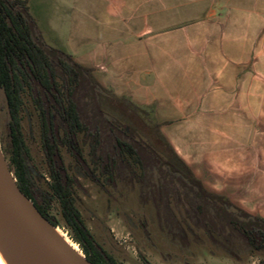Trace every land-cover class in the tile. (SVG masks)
<instances>
[{
    "label": "rangeland",
    "instance_id": "374dc122",
    "mask_svg": "<svg viewBox=\"0 0 264 264\" xmlns=\"http://www.w3.org/2000/svg\"><path fill=\"white\" fill-rule=\"evenodd\" d=\"M26 3L45 43L69 54L76 62L93 48L100 53L107 50L110 53L112 50L115 42L113 39L110 37L105 41L98 39L99 35L105 33L103 27L108 22L106 17L91 16L90 11L83 15L74 10L83 3V0H26ZM204 6L205 3L192 0L189 9L192 12H199ZM152 7L154 6L149 5V9ZM218 7L217 12L223 14L216 17L217 21L223 24V29L219 32L223 40V56L238 59L247 56L249 59L253 56L257 58L255 49H259L260 81L258 96L254 99L257 101V107L254 111H241L243 124L237 122L240 118L237 112L219 109L206 112L204 116L193 118L190 122L175 121L169 131L179 137L177 145L187 151L186 156L194 161L198 168L207 173L210 169L205 161H211L217 168V170L213 168V175L211 174V178L216 180L212 181L213 184L223 189H226V186L237 189L236 177L243 175L242 179L245 182H253L256 187L253 192L256 202H263L264 205V0H223V6ZM135 18L130 21L133 25H136ZM144 18L142 17L141 24L145 23ZM154 18V15L148 16L147 23L150 28L157 27ZM182 18V15L164 16L160 17L159 23L163 21L162 23L166 24L167 20L173 19L177 25L179 23L177 20L180 21ZM192 18L194 20L189 21L199 22L204 19ZM192 26H198V23ZM185 30L167 31L169 35L158 36L148 41L146 46L150 50L159 48L165 51L166 43L170 45L171 42L167 41V37L173 35L182 37ZM135 31H138V28ZM132 35L131 32L129 38ZM156 42L159 47L152 46ZM206 42L209 44V41L205 40V44ZM167 54L169 53L166 52L165 55ZM226 77L231 79V72L227 67H223V78ZM150 78L151 76H147L146 80L149 82ZM98 83L104 88L103 97H99L102 110L109 117H113L118 125H127L133 131V136L146 144V130L157 121L155 117L153 119L149 106L139 105L147 107L145 109L147 113L141 112L127 105L126 95H120L121 98L113 93L112 88L103 86L99 81ZM135 84L136 82L133 83L134 89ZM138 94L142 95L141 92ZM170 114L175 117L182 116L180 113ZM159 124L161 127L160 122ZM20 125L28 148L27 165L32 176L34 196L39 203L46 202L48 213L58 220L60 223L58 228L72 241L66 232L68 228L60 213L59 202L52 196L49 188L50 179L41 145L37 110L29 96L24 93ZM216 130L223 134V137L215 142ZM78 140L84 163L77 161L64 146H59L66 171L75 180L71 188L74 204L94 240L118 262L146 264L140 258L144 257L151 264H264V250L248 251L238 238H233L230 242L232 245L229 244L226 250L220 249L202 229L188 219L180 204L176 208L170 205L174 208L173 215L176 218L166 221L159 202L154 201L155 193L151 184L149 182L143 184L141 178H138L140 172L135 164L124 162L122 170L111 181H107L106 175L99 176L94 168L88 137L78 134ZM8 146L6 113L0 106V147L4 150L6 160L9 158ZM192 151L197 152L191 154ZM90 171L95 172L100 179L99 182L88 177ZM218 181L220 182L216 183ZM227 197L235 204V200ZM73 243L82 253L77 243Z\"/></svg>",
    "mask_w": 264,
    "mask_h": 264
},
{
    "label": "trees",
    "instance_id": "16d2710c",
    "mask_svg": "<svg viewBox=\"0 0 264 264\" xmlns=\"http://www.w3.org/2000/svg\"><path fill=\"white\" fill-rule=\"evenodd\" d=\"M0 87L6 93L11 115V121L7 122L9 158L6 161L18 188L47 221L60 227L58 220L48 213L46 202L39 203L34 196L32 176L27 165L28 148L20 125L24 93L37 109L49 188L59 202L60 213L69 229L66 232L92 263L121 264L94 240L84 224L72 196L71 188L75 180L67 173L59 153L61 144L77 161L84 163L77 134L90 133V128L96 130L90 142L91 161L100 175L106 173L107 178L112 180L127 157L141 169L151 170L150 164L155 163L153 156L160 151L168 155L165 161L168 171L159 172L163 185L160 195H165L168 185L172 184L166 179L169 174L181 187H188V192L199 202V215L223 218V234L226 227L236 224L234 229L240 233L249 251L264 250V218L250 215L235 207L227 197L205 190L162 136L157 121L147 129L148 144L143 145L133 141V138L129 142L120 139L117 134L121 130L116 127L114 134L104 135L107 126H112L96 100L97 94H101L104 88L94 79L90 68L76 63L69 54L44 42L25 0H0ZM125 100L127 105L146 112L147 107L139 106L126 97ZM148 108L154 119L152 106ZM112 139L118 155H108L111 149L105 146L106 143L110 145ZM97 147L103 155H96ZM88 176L99 182L94 171H90ZM218 223L222 228V223Z\"/></svg>",
    "mask_w": 264,
    "mask_h": 264
},
{
    "label": "crops",
    "instance_id": "0c3cea01",
    "mask_svg": "<svg viewBox=\"0 0 264 264\" xmlns=\"http://www.w3.org/2000/svg\"><path fill=\"white\" fill-rule=\"evenodd\" d=\"M84 2L83 0V3L74 10L83 15L90 11L91 16L106 17L108 22L103 27L105 33L99 35L98 39L105 41L110 37L115 42L110 53L108 50L105 51L106 53H100L93 48L77 62L91 68L93 76L103 86L112 88L117 96L124 94L138 105L152 106L155 119L161 123L162 134L177 155L200 179L202 178L203 184L211 191L229 196L232 201L235 200L234 203L238 207L264 218V205L263 202H256L253 193L256 187L253 182H245L242 179L243 175H239L236 177L237 189H233V186H226L227 188L223 189L213 184L212 181L216 180L211 178V174L213 168L216 170L217 168L211 161H205L210 169L207 173L198 168L197 164L186 156L187 151L177 145L176 141L179 142V137L169 131L175 121L190 122L193 118L204 116L206 112L219 109L237 112L240 116L237 122L243 124L241 111H254L257 107V101L254 99L258 96L260 81L259 49H255L257 58L253 56L249 59L247 56L238 59L228 55L223 56V40L219 33L223 29V24L216 19L223 16L217 12L218 6H223V0H199L205 3L199 12H192L189 9L192 0H86ZM149 5L154 7L149 9ZM149 15L155 16L157 27L148 26ZM174 15H182L183 18L180 20L182 23L177 20L179 23L176 25L173 19L167 20L166 24H163V21L159 23L160 17ZM133 17H136L134 19L136 25L130 23ZM142 17H145L144 24L143 22L141 24ZM192 17H204L205 20L189 21L194 20ZM194 23H198V26H192ZM137 28L138 31H135ZM175 29L186 30L182 32V37L173 35V37L168 36V40L165 38L171 41L170 45L168 42L165 45V51L169 54L165 55L166 52L159 48L150 50L146 46L148 41L158 36L169 35L166 32ZM131 32L133 35L129 38ZM205 40L209 41V44L207 42L205 44ZM152 46L159 47L157 42ZM223 67L229 69L231 79L223 78ZM147 76H151L149 82L146 80ZM223 101L227 105L223 104ZM170 113H180L182 116L175 117ZM250 126L253 128V124ZM221 137L223 134L216 130L215 142ZM196 152L190 153L196 154Z\"/></svg>",
    "mask_w": 264,
    "mask_h": 264
},
{
    "label": "water",
    "instance_id": "95a60500",
    "mask_svg": "<svg viewBox=\"0 0 264 264\" xmlns=\"http://www.w3.org/2000/svg\"><path fill=\"white\" fill-rule=\"evenodd\" d=\"M0 103L11 119L5 91L0 87ZM29 202L34 214L52 225L18 188L0 147V239L18 264H94L69 244L41 227L21 206Z\"/></svg>",
    "mask_w": 264,
    "mask_h": 264
},
{
    "label": "flooded vegetation",
    "instance_id": "af4514ba",
    "mask_svg": "<svg viewBox=\"0 0 264 264\" xmlns=\"http://www.w3.org/2000/svg\"><path fill=\"white\" fill-rule=\"evenodd\" d=\"M26 1V0H25ZM27 4V3H26ZM42 36V35H41ZM43 38V37H42ZM44 40V39H43ZM45 42V41H44ZM52 47V46H51ZM55 48V47H53ZM57 49V48H55ZM60 50V49H58ZM62 51V50H60ZM63 52V51H62ZM65 53V52H64ZM67 54V53H66ZM72 58V57H71ZM75 61V60H74ZM76 62V61H75ZM78 63V62H76ZM80 64V63H78ZM81 65V64H80ZM89 68V67H88ZM91 69V68H90ZM91 74H92V69H91ZM93 76V74H92ZM94 77V76H93ZM94 79L98 82V80L94 77ZM6 94V93H5ZM104 93L102 92L101 94H97L96 96V100H97V103H98V106L99 108L102 110L101 108V99H99V97H103ZM7 97V96H6ZM121 97V96H120ZM8 102V100H7ZM0 106L3 107L4 109V106L3 104L0 103ZM9 107V105H8ZM35 107V106H34ZM5 110V109H4ZM37 110V109H36ZM103 111V110H102ZM10 112V110H9ZM104 112V111H103ZM6 113V112H5ZM154 114V113H153ZM104 115L105 117L107 118L108 121H110L111 123V127L110 125L107 126V131L104 133V135H112L114 134V128H118V130L120 131L117 136L120 138V139H123L125 141H131L130 138H133V141H139L141 144H145L143 143L142 141L140 140H137L134 136H133V131H131L129 129V127L127 125H118L116 120L113 118V117H109L105 112H104ZM11 116V115H10ZM6 119H7V116H6ZM56 120H59L58 117H56ZM8 121H11L10 120H7ZM158 122V121H157ZM59 123V122H58ZM159 123V122H158ZM91 132H87L85 134H82V133H78V134H82L86 137H88V145H89V152H90V142L93 141V135L94 133L96 132L95 129L93 128H90ZM139 129L141 130V128L139 127ZM123 130V132H122ZM125 130V131H124ZM113 131V133H112ZM159 131L160 133L162 134L161 130H160V126H159ZM146 133H148V131L146 130ZM78 134H77V139H78ZM145 133H143L144 135ZM103 136V134H101V137ZM162 136L164 137V135L162 134ZM145 139H147V142L146 144L149 143V138H148V135L145 134ZM100 138V137H99ZM165 138V137H164ZM166 139V138H165ZM167 141V140H166ZM79 142V140H78ZM168 142V141H167ZM169 143V142H168ZM107 146L106 149H111L110 150V154L108 155H118V153H116V148H114L115 146L113 144H115V141L114 139H112L111 141V144L108 145V143H106ZM61 144H59L60 146ZM79 145H80V142H79ZM63 146V145H62ZM171 146V145H170ZM65 147V146H64ZM81 147V145H80ZM66 148V147H65ZM173 149V148H172ZM67 150V149H66ZM68 151V150H67ZM81 152H82V149H81ZM175 152V151H174ZM60 153V152H59ZM70 153V152H69ZM176 153V152H175ZM71 154V153H70ZM177 154V153H176ZM45 155V154H44ZM72 155V154H71ZM83 155V154H82ZM90 155H91V152H90ZM96 155H103L101 154L100 150L98 149V147L96 148ZM182 161L183 159L177 155ZM168 155H164L162 152L160 151H156L155 155L153 156V158H155V163L154 164H150V168L151 170H146V169H141L138 164H135L133 163L128 157L126 158L128 162L130 163H133L135 164L138 169H139V172L140 174L138 175V178H141V181H143V184L146 183V182H149L151 184V187L153 188L154 190V193H155V196H154V201H157L159 202L161 208H162V211H163V215H164V219L166 221H169V220H173L175 219L176 217H174L173 215V210L174 208H176L177 206L182 205V207L184 208L185 210V213L188 217V219H190L192 221V223L194 225H196L198 228L202 229L203 232L205 233V235H207V237H209V239H211V241L215 242L219 247L220 249L222 250H226L228 245L230 244L231 240L233 238H238L240 240V242H242V245H245L244 244V240L242 239L240 233H238V231H236L235 226H231V228L229 227H226V231H225V234H223V218H217V217H203L202 215H199V209H198V204L199 202H197V200L195 199V197L192 195V193L188 192L189 189L188 187H181L180 184H178L173 178H171V175H167L166 176V179L167 180H171L170 182L172 183L171 185H168L167 189H166V193L165 195H160V192H161V187H163V185L161 184V179L159 178L160 174L159 172L161 170H164V171H168V168H167V165L165 163L166 159H167ZM127 163L126 161L123 160V162H121V165L120 167L117 169V171L115 172L114 176L117 175L121 170H122V167H123V164ZM185 164L186 162L183 161ZM94 164V163H93ZM187 165V164H186ZM96 167V166H95ZM94 167V168H95ZM187 167L190 169V171L192 172V175L198 179L200 182H201V185L202 187L209 191V192H212V193H215V194H219V195H222V196H225L227 197L226 195L222 194V193H218V192H214V191H211L209 190L202 182V180L197 177L195 175V173L193 172V170L187 165ZM97 170V169H96ZM98 171V170H97ZM95 173V172H94ZM99 176H103V175H106V173H102L101 175L99 174V172H97ZM89 175V172L88 174ZM96 175V174H95ZM113 176V178H114ZM89 177V176H88ZM107 177V175H106ZM105 177V178H106ZM92 180V179H91ZM107 181H109L108 178H106ZM100 181V179H99ZM111 181V180H110ZM165 186V185H164ZM193 189H195V186L193 185L192 187ZM228 198V197H227ZM229 199V198H228ZM230 201V200H229ZM231 202V201H230ZM221 202H219L218 204H220ZM232 203V202H231ZM173 205L174 208H172V206L170 205ZM233 204V203H232ZM235 207L239 208L237 205L233 204ZM241 209V208H239ZM242 210V209H241ZM243 211V210H242ZM246 212V211H244ZM248 213V212H246ZM250 215H253L251 213H248ZM253 216H257V215H253ZM258 217H261V216H258ZM263 218V217H261ZM222 223V228L218 225L219 223ZM215 224V225H214ZM231 230H233L232 232H230ZM219 238L220 241L217 239ZM232 245V244H230ZM246 247V246H245ZM247 248V247H246ZM249 251V250H248ZM142 259V261L144 262L143 258L144 257H140ZM145 259V258H144ZM146 260V259H145ZM147 261V260H146ZM121 263V262H120ZM145 263V262H144ZM150 263V262H149ZM122 264V263H121ZM151 264V263H150Z\"/></svg>",
    "mask_w": 264,
    "mask_h": 264
},
{
    "label": "bare ground",
    "instance_id": "6f19581e",
    "mask_svg": "<svg viewBox=\"0 0 264 264\" xmlns=\"http://www.w3.org/2000/svg\"><path fill=\"white\" fill-rule=\"evenodd\" d=\"M19 203L41 227L49 231L54 236L60 238L61 240L69 244L74 249L78 250L77 246L72 241H70L58 227L47 224L45 221L39 218L36 214H34V211L28 201L24 199H20ZM0 264H18L17 261L9 253V251H7L1 239H0Z\"/></svg>",
    "mask_w": 264,
    "mask_h": 264
}]
</instances>
